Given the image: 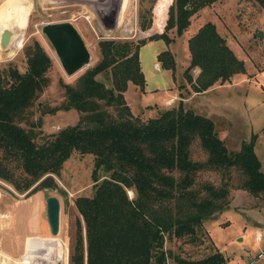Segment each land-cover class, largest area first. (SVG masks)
Here are the masks:
<instances>
[{
	"label": "trees",
	"instance_id": "1",
	"mask_svg": "<svg viewBox=\"0 0 264 264\" xmlns=\"http://www.w3.org/2000/svg\"><path fill=\"white\" fill-rule=\"evenodd\" d=\"M214 1L156 0L152 27L159 32L136 40H97V61L84 67L73 84L61 82L63 99L48 109L73 108L78 112L77 121L58 128L41 142H36L34 132L21 120L48 84L49 55L32 40L23 49L24 70L10 63L0 67V180L17 192L29 191L51 174L58 175L73 151L93 156L92 191L73 199L77 213L67 264H165L170 254L164 247L166 239L187 236L195 240L202 220L227 206V182L197 183L196 173L201 170L227 172L237 167L243 173L237 187L264 200V172L252 149L254 135L238 150H227L212 120L183 107L181 101L141 118L132 114L124 98L128 81L143 89L140 45L157 38L168 44L172 37L167 30L174 28L176 35L181 34L190 15ZM254 1L264 11V0ZM126 2H118V19ZM151 21V17H142L140 28H147ZM187 48L189 61L183 73L194 92L244 72L243 60L212 21L203 22L187 38ZM156 60L173 71L174 59L168 48L160 50ZM194 67L198 71L192 77L189 71ZM99 72L107 75L109 84L95 77ZM194 144L203 152L202 159L192 158ZM99 170L103 173L98 174ZM61 241L58 260L65 264V242ZM174 258L181 264H226L218 250L201 258Z\"/></svg>",
	"mask_w": 264,
	"mask_h": 264
},
{
	"label": "rangeland",
	"instance_id": "2",
	"mask_svg": "<svg viewBox=\"0 0 264 264\" xmlns=\"http://www.w3.org/2000/svg\"><path fill=\"white\" fill-rule=\"evenodd\" d=\"M119 0H0V33L4 19L11 6L15 23L11 30H21L15 43L0 49V67L10 63L20 71L26 67L24 46L37 40L49 55L51 64L46 72L48 84L37 93L27 107L21 124L31 128L36 142L49 139L58 128L77 121L78 112L69 108L48 111L63 99L61 82L73 84L83 68L67 75L52 52V48L39 30L45 21L68 19L76 26L88 47L92 65L99 58L97 40L101 38H126L136 40L153 32V8L156 0H127L118 15ZM142 17H151L150 26L142 29ZM166 17L164 9L163 19ZM206 20L212 21L216 30L225 37L235 55L243 60L244 72L236 73L222 83L214 82L205 91L194 93L182 104L194 112L209 117L217 136L227 150H238L241 143L253 137L252 149L264 172V11L254 0H215L200 7L190 15L192 30ZM164 20H162L163 22ZM186 28V29H187ZM261 35L258 36L257 32ZM172 37L168 44L160 39H149L139 47L140 68L144 74V91L133 82H127L125 95L132 114L141 118L153 116L161 107L146 108L145 104L162 103L163 98L175 92L189 89L183 70L189 61L186 31L176 35L174 28L167 30ZM13 44V45H12ZM11 47V48H10ZM168 48L174 59L173 71L153 66L155 54ZM6 52V53H5ZM86 67V66H85ZM192 77L197 68L190 71ZM109 84L105 73L95 75ZM171 87V88H169ZM188 93V94H187ZM175 99L167 107L175 106ZM165 106V105H164ZM203 152L197 144L192 149V158L202 159ZM93 166L91 153L73 151L62 163L58 175L51 174L25 192H17L8 183L0 180V264H53L59 259L62 241L65 242L66 259L70 232L76 215L73 199L92 191L90 172ZM103 171L99 170L98 174ZM243 173L237 167L223 170H201L196 181L215 185L227 182V206L205 217L197 229L195 240L187 236L166 239L164 247L170 251L165 264H181L174 256L201 258L216 250L225 258L226 264H264V200L237 187ZM132 194L131 190H127ZM202 193V192H201ZM53 194L59 200L58 232L51 234L45 218L44 199ZM257 232H259L258 238ZM55 242L49 250L35 246V241ZM61 239V240H60ZM66 264V262H65Z\"/></svg>",
	"mask_w": 264,
	"mask_h": 264
},
{
	"label": "water",
	"instance_id": "3",
	"mask_svg": "<svg viewBox=\"0 0 264 264\" xmlns=\"http://www.w3.org/2000/svg\"><path fill=\"white\" fill-rule=\"evenodd\" d=\"M39 30L51 46L52 52L65 74L70 75L89 65L90 51L72 21L68 19L45 21L40 24ZM10 34L11 30L8 27L4 28V37L0 41L2 46L6 44ZM257 35H261L260 31L257 32ZM44 204L48 230L51 234H56L59 223V200L55 195L49 194L45 197ZM53 264H62V261L55 260Z\"/></svg>",
	"mask_w": 264,
	"mask_h": 264
},
{
	"label": "crops",
	"instance_id": "4",
	"mask_svg": "<svg viewBox=\"0 0 264 264\" xmlns=\"http://www.w3.org/2000/svg\"><path fill=\"white\" fill-rule=\"evenodd\" d=\"M207 21V20H206ZM202 24V23H201ZM201 24H198L196 27H194V28H192V30L190 29H188L187 27V29H185L184 31H186L187 32V34H188V37L190 36V35H192L196 30H197V28L201 25ZM189 25L190 24H188V27H189ZM187 37V38H188ZM158 53V52H157ZM156 53V54H157ZM156 54H155V60L153 61V66L155 67V68H157V60H156ZM162 68V67H161ZM194 68H197V67H194ZM163 69H166V68H163ZM166 70H169V69H166ZM142 71V70H141ZM197 71H198V68H197ZM143 73V72H142ZM143 76H144V74H143ZM144 82H145V77H144ZM180 84H182V83H180ZM180 84H178V85H180ZM136 85V84H135ZM178 85H177V89L178 88H183V89H189V87L190 86H186V85H184V86H181V87H178ZM127 86V85H126ZM137 86V85H136ZM127 88V87H126ZM169 88H171V87H169ZM126 90V89H125ZM125 90H124V92H123V94H124V98H125V101L127 102V104L129 105V108H130V111H131V106H130V104L128 103V100H127V97H126V95H125ZM206 90V89H205ZM205 90H203V91H205ZM142 91H144V89H142ZM202 91V92H203ZM183 92H181V91H179V89H178V93L177 94H175V92H172V94H170L169 96H167V97H165V98H163V102L162 103H152V104H150V103H148V104H145L144 106L146 107V108H151L152 106H156V105H158L157 107H167L166 106V104H170L171 102H173L174 101V99H175V103H178L179 101H181V103L183 104L184 103V101H186V99L189 97V96H191V95H193L194 93H200V92H191L190 94H188V96L187 97H185V95L184 94H182ZM165 105V106H164ZM132 112V111H131ZM258 236H259V232H257V236H255V238H258Z\"/></svg>",
	"mask_w": 264,
	"mask_h": 264
},
{
	"label": "bare ground",
	"instance_id": "5",
	"mask_svg": "<svg viewBox=\"0 0 264 264\" xmlns=\"http://www.w3.org/2000/svg\"><path fill=\"white\" fill-rule=\"evenodd\" d=\"M14 11L15 10H14V8L12 6L10 8H8V12H7L6 17L4 19V25H3L4 27H3V29H2V31L0 33V41L4 37V35H3L4 28L8 27V29L11 30L12 27L14 26L15 18H16ZM20 37H21V30L20 29H16V31L11 30V34H10L8 40L6 41V44L4 46H2L0 44V49H5L8 45H10L12 39H14V38L16 39V41H15V43H16L18 41V39H20ZM56 245H57V243H56Z\"/></svg>",
	"mask_w": 264,
	"mask_h": 264
},
{
	"label": "flooded vegetation",
	"instance_id": "6",
	"mask_svg": "<svg viewBox=\"0 0 264 264\" xmlns=\"http://www.w3.org/2000/svg\"><path fill=\"white\" fill-rule=\"evenodd\" d=\"M34 243H35V246H39V247L42 246L43 249H46V250H49L52 247H56L55 242L50 243V242H45V241L39 240V239L37 241H35Z\"/></svg>",
	"mask_w": 264,
	"mask_h": 264
}]
</instances>
